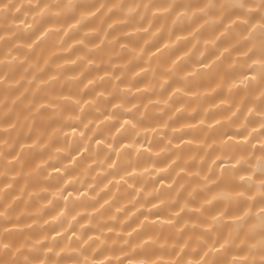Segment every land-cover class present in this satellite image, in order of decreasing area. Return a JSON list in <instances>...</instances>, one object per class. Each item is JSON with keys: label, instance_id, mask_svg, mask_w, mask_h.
Masks as SVG:
<instances>
[{"label": "clouds", "instance_id": "1", "mask_svg": "<svg viewBox=\"0 0 264 264\" xmlns=\"http://www.w3.org/2000/svg\"><path fill=\"white\" fill-rule=\"evenodd\" d=\"M0 264H264V0H0Z\"/></svg>", "mask_w": 264, "mask_h": 264}]
</instances>
